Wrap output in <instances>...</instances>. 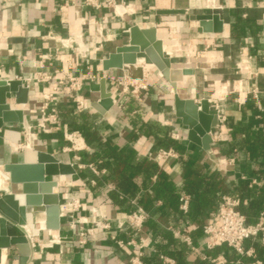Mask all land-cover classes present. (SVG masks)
I'll return each instance as SVG.
<instances>
[{
  "label": "crops",
  "instance_id": "1",
  "mask_svg": "<svg viewBox=\"0 0 264 264\" xmlns=\"http://www.w3.org/2000/svg\"><path fill=\"white\" fill-rule=\"evenodd\" d=\"M116 2L129 4L132 12L118 7L116 15L112 8H89L84 0H0V64L3 78L20 77L23 84L29 86V100L25 105H18L16 94L8 93L12 107L23 109L24 122L38 121L41 96L51 89L54 76L83 75L88 70L99 76L105 72L119 76L126 73L118 69L105 70L103 61L118 47L128 44L129 30L134 25L156 28L164 52L175 68L173 72L193 71L187 76L186 85L177 82L181 97L210 98L212 107L215 102L222 105L227 120L224 126L212 130L213 134L222 135L220 140L213 141L209 151L189 141L187 127L175 115L170 83L154 66L138 59L137 65L143 67L149 86L140 101L131 95H121L120 89L107 81L106 89L112 94L113 106L101 114L93 107L100 100V92L95 87L101 80L85 81L82 90L74 94L65 89L59 92V117L64 130L80 133L70 124L88 121L100 137L99 142L91 143L80 133L85 143L81 151H65L70 143L64 140L62 132L41 133L33 149H20L18 146L25 142L24 123L4 124L0 129L1 177L2 173H7L5 164L34 163L38 152L49 153L76 170L74 175L56 178L55 190L60 194V204L66 202L64 193H68L69 198L80 199L82 208L76 215L86 219V228L95 227L103 217L112 221L110 230L95 229L87 243L82 244L77 231L71 230L62 217L60 230L51 231L64 237L62 243L52 248L41 244L35 247L32 264H130V249L118 248L110 235L135 237L130 226L125 227L127 234L121 233L117 222L138 206L149 215L143 228V235L148 239L146 252L154 247V227L171 232L181 240V234L190 237L191 245L182 240L191 248L188 264H210L209 260L218 256L229 260L241 258L229 247L214 257L209 255L213 249L203 247L202 228L213 219L225 195L237 196L243 207L248 206L247 194L237 187L240 183L246 184L248 189L264 187L261 160L252 156L250 145L242 143L243 135L237 128L239 122L253 114L254 108L264 111V0ZM198 14L220 15L224 21L223 31L205 32L194 19ZM98 24L103 26L100 41L96 39ZM52 36L81 39L89 51L88 56L82 58L74 49L62 48ZM57 48L61 53L55 52ZM47 54H51L49 59L44 58ZM44 75L53 78L35 81V77ZM28 79L31 81L27 82ZM254 85L259 88L262 101L256 103L250 97L245 103H239V90L249 91ZM80 99L89 105L83 112L78 111ZM254 117L258 120L260 115ZM170 148L178 153L177 157L156 159L161 149ZM114 152L121 155L127 165L139 170L124 171L114 158ZM75 156L81 157L80 163H94L98 174L88 167L78 168ZM151 164L157 169L149 175L147 170ZM202 178L207 185L200 182ZM158 179L169 189L156 198L152 186ZM1 190L18 191L6 181ZM184 196L188 197L187 211L180 208ZM177 197L179 209L175 205ZM188 211L186 216L181 213ZM45 219L43 213L36 214L27 224L31 232L39 234L42 243L50 238L49 231L43 229ZM245 247L256 252L252 244ZM4 252L7 253L6 264H18L12 258L17 254L16 248ZM163 256L176 264L173 257ZM243 259L247 263L262 261L256 253L255 258Z\"/></svg>",
  "mask_w": 264,
  "mask_h": 264
},
{
  "label": "water",
  "instance_id": "2",
  "mask_svg": "<svg viewBox=\"0 0 264 264\" xmlns=\"http://www.w3.org/2000/svg\"><path fill=\"white\" fill-rule=\"evenodd\" d=\"M205 32L220 33L224 21L218 14H198L194 16ZM154 66L171 85L174 93L175 115L187 127V138L205 151L211 149L212 130L218 126V112L208 98L196 100L184 98L178 92V77L171 73L175 68L171 58L164 52L163 41L157 37L156 28H141L134 25L129 30L128 44L118 47L104 61L105 70L118 69L132 79L143 80L144 69L137 60ZM174 68V69H173ZM186 73L193 71L185 69ZM100 92V100L93 107L105 114L113 106L112 94L106 89V81L101 80L95 87ZM8 93L16 94V103L25 105L29 100V88L19 79L0 80V129L6 123H23L22 108H13L8 102ZM4 170L9 173V182L15 191L0 190V264L2 252L17 249L13 259L18 264H32L34 249L26 235L24 226L36 214L45 215L46 229L59 231L61 228L60 194L57 177L74 175L75 168L70 163L60 162L53 155L38 152L34 163H8ZM7 258V253H6Z\"/></svg>",
  "mask_w": 264,
  "mask_h": 264
},
{
  "label": "built area",
  "instance_id": "3",
  "mask_svg": "<svg viewBox=\"0 0 264 264\" xmlns=\"http://www.w3.org/2000/svg\"><path fill=\"white\" fill-rule=\"evenodd\" d=\"M84 4L92 9H102L103 7L112 8L114 13L118 14V7L123 8L126 12H132L130 5L126 3L119 4L116 0H84ZM96 39L100 41L103 37V26L98 24L96 27ZM56 40L62 48H72L79 53L82 58L88 56V49L80 41L81 39H71V38H56L51 37ZM55 52L61 53L59 48ZM51 54H47L44 58L49 59ZM53 77L50 75L37 76L35 81H49ZM15 79H20L17 77ZM55 81L50 84L51 89L43 92L41 96V104L39 107V119L36 123H25L23 122V130L25 135V142L20 144L18 147L20 149H33L36 142L39 140L41 133H53L62 132L64 140L68 141L70 145L65 147V151H81L85 149V143L78 131L64 130V126L60 122L59 117V101L58 94L61 89H65L71 94L79 92L82 90L85 81H95L104 79L106 82H112L116 87L120 89L121 95H131L135 97L138 101L141 100L143 93L149 90L146 78L143 80L132 79L128 74L123 73L122 75H116L111 72H105L102 76H99L92 71L88 70L83 75H67L64 77L54 76ZM206 79V76H205ZM0 80H12L3 78L2 65L0 64ZM31 80L28 79L27 82ZM28 84V83H27ZM28 88L29 86L26 85ZM253 98L256 103L262 101V96L259 88L254 85V87L249 91L239 90V103L243 104L248 98ZM212 99L209 98L210 103ZM213 108L218 112V127L224 126L226 123V116L223 113V107L220 103H213ZM89 105L84 99L78 100V111L83 112L88 109ZM213 141L220 140L221 133H211ZM177 137V135H174ZM178 153L174 149H161L157 155V160H164L169 158L177 157ZM76 161H78V168H90L94 173L98 174L97 166L94 163L83 164L81 162L80 156H75ZM9 181V180H8ZM95 184L94 181H92ZM256 184V181H253ZM66 202L60 204L61 218L66 219L67 226L74 231H77L79 236V242L86 244L89 236L93 235L95 229L110 230L112 228V221L108 217H103L102 220L95 223V227L86 228L85 223L87 222L84 217L77 216V212L82 208V202L78 198H69L68 193H64ZM241 205V199L233 195H225L219 203L218 209L212 220L208 221L203 227L204 233V243L203 247L207 250L214 249L216 247L227 246L238 253L241 258L235 260H229L224 256H218L216 258L210 259V264H263L260 260H255L253 262H245L244 257H254L255 252L253 249H247L245 247V242L252 239L262 247H264V212H262L258 218V221L254 224L248 223L246 215H244L239 207ZM180 208L183 211L188 209V197L184 196L181 198ZM149 215L144 208L138 206L132 212H129L125 219L118 220L117 228L121 233L125 232V227L130 226L135 232V237L131 236L128 238H121L118 234L113 233L110 235V239L115 243V245L120 249H130L131 255L129 258L130 264H143V257L145 251L148 247V239L143 235V228L147 222ZM26 235L33 247L42 245L45 248H52L55 245H60L63 238L59 234H53L50 230L44 227L43 229L48 230L50 233V238L42 243L39 238V234L30 232L26 225L24 226ZM127 234V233H126ZM182 240L187 244L191 245V239L189 236L180 235ZM160 259L163 264H172V260L161 255Z\"/></svg>",
  "mask_w": 264,
  "mask_h": 264
},
{
  "label": "trees",
  "instance_id": "4",
  "mask_svg": "<svg viewBox=\"0 0 264 264\" xmlns=\"http://www.w3.org/2000/svg\"><path fill=\"white\" fill-rule=\"evenodd\" d=\"M259 114L260 118L255 119V115ZM232 122V121H231ZM230 126V124H229ZM72 129H77L80 133L89 141V142H99L100 137L97 133L92 130L91 126L88 124V121H73L70 124ZM238 133L243 135L242 143L248 144L251 146V154L256 160H261L260 166L264 169V111L262 112L258 108L253 109V114L246 116L245 120L238 123ZM239 140V139H238ZM110 153V150H109ZM114 158L119 162V167H122L124 171H137L139 169L133 168L127 165V162L119 154L113 153ZM155 164H151L148 167V174H154L156 172ZM201 183L205 181L200 179ZM207 185V183L205 182ZM239 190L243 191L244 194H247L249 198V204L247 207L241 205L239 210L246 215L248 223L254 224L258 221V218L262 211H264V187L261 189L254 188L248 189L246 184L240 183L237 186ZM153 191L156 192V198L160 197L164 191L169 189V186L159 179L152 186ZM208 189V188H207ZM211 190V188L209 189ZM242 193V194H243ZM243 194V195H244ZM112 198L116 199L115 196ZM117 200V199H116ZM176 207L179 209L180 199L176 198ZM222 200V199H221ZM120 201V200H119ZM143 205V204H142ZM144 207V205H143ZM184 216L189 214L181 212ZM204 227V226H203ZM203 231V228H202ZM152 233L154 238V247L152 250L146 252L143 257V264H163L160 256L169 255L176 260V264H188L187 257L191 253V248L187 246L183 241L176 237L173 233L168 231H163L152 227ZM245 244H252L255 248V253L259 259L263 261L264 264V247L260 243L249 239ZM227 246H221L220 248H215L209 251V255L216 256L218 253L222 252L223 249H226ZM235 254V253H233ZM246 258V257H245ZM206 264V263H204Z\"/></svg>",
  "mask_w": 264,
  "mask_h": 264
},
{
  "label": "rangeland",
  "instance_id": "5",
  "mask_svg": "<svg viewBox=\"0 0 264 264\" xmlns=\"http://www.w3.org/2000/svg\"><path fill=\"white\" fill-rule=\"evenodd\" d=\"M178 77V81L181 82L183 85H186L187 76L188 74L185 71L175 70L173 72ZM9 179V178H8ZM7 181L3 179V176H0V190L4 187V182ZM9 182V181H8ZM7 183V182H6ZM6 264V263H5Z\"/></svg>",
  "mask_w": 264,
  "mask_h": 264
},
{
  "label": "bare ground",
  "instance_id": "6",
  "mask_svg": "<svg viewBox=\"0 0 264 264\" xmlns=\"http://www.w3.org/2000/svg\"><path fill=\"white\" fill-rule=\"evenodd\" d=\"M141 62H144L143 60H141ZM147 65V64H146ZM151 66V65H150ZM171 73H173V70L171 71ZM177 85H178V83H177ZM5 171V170H4ZM6 172V171H5ZM3 174V179L4 180H6L7 179V181L6 182H8V180H10V176H9V173H2ZM9 178V179H8ZM26 228L31 232V230H30V228L28 227V225H26ZM1 260H2V264H5L6 263V253L3 251L2 252V257H1Z\"/></svg>",
  "mask_w": 264,
  "mask_h": 264
}]
</instances>
